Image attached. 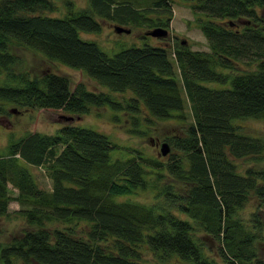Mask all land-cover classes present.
Instances as JSON below:
<instances>
[{
    "label": "trees",
    "instance_id": "16d2710c",
    "mask_svg": "<svg viewBox=\"0 0 264 264\" xmlns=\"http://www.w3.org/2000/svg\"><path fill=\"white\" fill-rule=\"evenodd\" d=\"M56 1L0 0V116L42 108L80 117L109 107L114 121L129 115L134 134L164 121L188 124L166 139L168 159L137 147L113 158L120 147L107 133L68 122L54 133L11 135L0 153V216L15 200L37 228L0 243V263L264 264V167L237 162L264 154V138L241 123L264 121V0H184L209 51L147 34L169 27L175 0H89L81 9L66 0L64 16L44 14ZM102 20L144 25L145 41L161 42L110 55L81 37L100 32ZM14 46L80 69L107 91L82 83L72 90L50 70L16 68ZM33 167L44 170L48 189ZM151 189L150 202L139 199ZM252 194L259 206L247 219L241 212ZM54 221L69 225L45 227Z\"/></svg>",
    "mask_w": 264,
    "mask_h": 264
},
{
    "label": "rangeland",
    "instance_id": "374dc122",
    "mask_svg": "<svg viewBox=\"0 0 264 264\" xmlns=\"http://www.w3.org/2000/svg\"><path fill=\"white\" fill-rule=\"evenodd\" d=\"M75 9L85 8L89 4V0H69ZM121 1V0H117ZM57 9L53 12L46 11L44 14L59 17L64 16L67 13V8L64 5L66 0H57ZM172 20L169 27H165L169 31V38L174 41H187V44L194 50L209 51V46L205 36L203 35L196 18V14L191 8L190 4L184 0H175L172 2ZM102 30L97 33H81V37L85 40L95 41L101 47L102 50L110 55H113L124 48H128L134 45H142L143 43L151 40L152 43L158 44L161 41L159 38L149 37L147 41L143 38L145 33L149 30L146 26L128 25L130 28L129 33H117L114 29L116 23L102 20ZM163 40V41H167ZM150 42V41H149ZM13 52L18 58L16 68H22L31 71L34 74H39L43 71L50 70L59 75L65 76L70 82L71 89L74 90L78 84H84L89 90L100 92L107 91L105 87L99 85L95 80L90 78L86 73L80 69L70 67L62 63H55L49 61L43 54L34 51L32 49L14 46ZM213 86L222 87L219 84H212ZM126 94H115V97L122 99ZM109 107H92L87 114H84L77 119L75 117L74 124L89 127L99 132L107 133L110 139L116 143L120 149L118 152H113V158L120 157L126 158L128 155L127 148L137 147L146 153L147 156L160 158L161 145L163 142H167L168 137L177 135L181 130L187 126L188 123L176 124L174 122L164 121L160 122L155 127L151 128L148 134L139 135L128 132V129L132 128L129 115L120 114L121 120L114 121V112ZM186 111L189 112L187 109ZM63 115H69L62 110L53 109H28L17 108L11 112V115L0 116V153L6 152V147L9 143L11 135L15 138L24 136L30 132H44L54 133L63 124L67 123L61 117ZM143 115V114H142ZM190 116V115H189ZM244 124L245 131L259 137L264 138V121L257 119H250L241 121ZM118 155V156H117ZM168 156H164V159H168ZM262 156V160H259ZM237 162L241 169L246 167H264V154L256 157H248L246 160L239 159ZM35 177L39 185L43 188H47L50 184L45 172L41 168H32ZM165 181H169L168 179ZM12 193L16 195V191L12 190ZM154 190H148L140 194L139 199L145 202H150L153 198ZM259 201L254 194L251 195L248 203L245 205L241 214L245 218H250V215L257 211ZM20 208L17 201L13 200L9 206V213L5 216H0V243H9L15 237L23 234L25 230H35L37 227L29 225L26 219L16 211ZM260 216L264 222V206L260 209ZM68 222L54 221L45 223V227L49 230L55 228L63 229ZM260 241L257 243L259 250V258L264 262V232L262 231ZM2 264V263H0ZM14 264H25L20 260H14ZM36 264V263H33Z\"/></svg>",
    "mask_w": 264,
    "mask_h": 264
},
{
    "label": "water",
    "instance_id": "95a60500",
    "mask_svg": "<svg viewBox=\"0 0 264 264\" xmlns=\"http://www.w3.org/2000/svg\"><path fill=\"white\" fill-rule=\"evenodd\" d=\"M114 29L117 33H129L130 32V29L125 28L121 25H115ZM147 34H150V35L155 36V37H164V36H167L169 34V31L166 28L157 27V28L147 32ZM61 117L64 119L65 122H68V123H72L75 121V117L72 115H63ZM77 119H79V116L77 117ZM169 151H170L169 144L167 142H163L161 145V149H160L161 154L163 156H165L168 154Z\"/></svg>",
    "mask_w": 264,
    "mask_h": 264
}]
</instances>
